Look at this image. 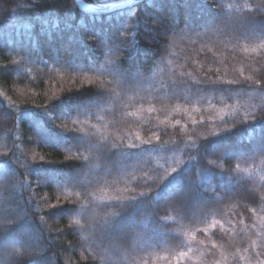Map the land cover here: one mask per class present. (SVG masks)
<instances>
[{"label":"trees","instance_id":"16d2710c","mask_svg":"<svg viewBox=\"0 0 264 264\" xmlns=\"http://www.w3.org/2000/svg\"><path fill=\"white\" fill-rule=\"evenodd\" d=\"M50 2L0 0V264L264 260V0Z\"/></svg>","mask_w":264,"mask_h":264},{"label":"snow or ice","instance_id":"6c2138e0","mask_svg":"<svg viewBox=\"0 0 264 264\" xmlns=\"http://www.w3.org/2000/svg\"><path fill=\"white\" fill-rule=\"evenodd\" d=\"M46 5H47V7H40V8H39L40 11H41V13H43V12H45V11H50V12H54V13H56V14H59V15L63 16L66 12L69 11V9H68L67 6H66V3H65V4H61V3L59 2V0H51V2H50V3H46ZM33 8H37V5L34 4V5H33ZM244 23L248 24V25H249L250 27H252L254 30H255V26L257 25V21H255V20H248V19H246V20L244 21ZM44 24H45V26L47 25L46 21L44 22ZM57 24H58V22L56 21V23H54V24L52 25V28H53V29H56V28H57ZM154 27H155V25H154ZM26 30L28 31V36L31 38L32 34H31L30 29H28V26H26ZM46 30H47V29H46ZM65 30H67V29L65 28V29H63V30H59V31L56 33V35H58L59 33L65 31ZM258 30H259V32H260L261 35H264V18H262V19L259 21V29H258ZM49 35H51V32H49ZM31 42H32V44H33V47H35V48H38V47L40 46V40H39V39L32 38ZM73 44H74V40H73V38L69 37V39L66 41L64 47H65L66 50L70 51V50L72 49V47H73ZM98 46H99V45H97V47H98ZM262 46H264V45H262ZM137 48H139V47H137ZM120 50H121V48H120V46L118 45V47L115 49V51H113V50L110 49L108 53H104V54H105V55H114V54L118 53ZM119 60H120V59H117V60H115V61L109 60V63L112 65V68H111V75H112L114 78L123 79V80L125 81L126 77H125V74L121 71V69H120V67H119V63H118ZM247 79H251V77H248ZM227 83L232 84V83H234V82H233V81H228ZM256 83H257V86H258V87H260V86H264V79H261L260 81H258V82H256ZM100 92H101L103 95H102L98 100L92 102V107H89V108L87 109L89 113L91 112V110H92L93 107H96V108L101 107V101H103V99H104V96H105V90H101ZM109 94H110V93H109ZM58 99H59V98H58ZM55 100H57V99H53V101H55ZM53 101H52V102H53ZM46 108H47V106H46ZM45 114L47 115V113H45ZM79 115H80V114H79ZM79 115H76L77 118H73V117H72L71 119H69L70 122H71L73 125H75V124L77 123V119H78ZM129 115H135V113H130ZM49 118L51 119V117H49ZM261 119L264 120V113H262V115H261ZM56 121H58V120H52V123L55 125V127L60 128V125L57 124V123H55ZM61 130H63V131H68V129H67V125L65 124L64 128H62ZM137 139H139V136H137ZM142 143H150V141H142ZM133 146H134V145L131 144V143H129V145H128L129 148H131V147H133ZM260 150H261L262 153H264V148H261ZM85 159H87V158H85ZM260 162H261V164H264V159H261ZM237 167L239 168V166H237ZM245 171H246V170H245ZM80 187H83V185H81ZM77 195L79 196L80 194L78 193ZM93 195H94V194H93ZM85 198H87V197H85ZM101 199H104V197H101ZM253 199H254V198H253ZM57 206H58V205H56V204L50 205V207H51L52 209L56 208ZM115 215H116V216H119L120 214H119V213H116ZM5 219H6V217H5ZM262 219H264V218H262ZM241 223H243V220H241ZM112 226H113V225H112ZM3 229H4V225H3L2 223H0V231H2ZM252 244H253V246H255L256 242H255V241H252ZM212 248H216V245H215V244H212ZM261 254H264V253H261ZM185 255H186V254L183 253V252H181V253L179 254L180 257H183V256H185ZM178 259H179V257H178ZM216 264H219V262L217 261ZM258 264H264V260L258 261Z\"/></svg>","mask_w":264,"mask_h":264},{"label":"rangeland","instance_id":"374dc122","mask_svg":"<svg viewBox=\"0 0 264 264\" xmlns=\"http://www.w3.org/2000/svg\"><path fill=\"white\" fill-rule=\"evenodd\" d=\"M256 51H258V50H256ZM261 226L263 227L264 225H261ZM261 234L264 235V232L262 231ZM190 249H191L190 252H192L190 257H192L193 259L199 260V262H201L202 259L205 256H207L210 252V250L208 248L202 247V246L199 247V246H197V244L194 245L192 242H191ZM257 254L258 253H253V255H249L250 259L248 258L245 260H240L239 262H236V260L231 261L230 259H228L224 256L223 257L220 256L219 258H217L218 259L217 261L219 262V264H258V261L263 260V258L259 257ZM162 260L164 261V258ZM216 262L215 263L213 262V264H216ZM168 264H171V263L169 262Z\"/></svg>","mask_w":264,"mask_h":264},{"label":"water","instance_id":"95a60500","mask_svg":"<svg viewBox=\"0 0 264 264\" xmlns=\"http://www.w3.org/2000/svg\"><path fill=\"white\" fill-rule=\"evenodd\" d=\"M140 0H125V1H121L118 3H114L112 5H109L108 7H98L95 5H90L84 2V0H74L75 4L78 5V7L82 10H87V11H101V10H114L116 8H125V6H129V5H134L136 4V2H138Z\"/></svg>","mask_w":264,"mask_h":264}]
</instances>
